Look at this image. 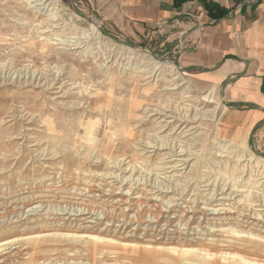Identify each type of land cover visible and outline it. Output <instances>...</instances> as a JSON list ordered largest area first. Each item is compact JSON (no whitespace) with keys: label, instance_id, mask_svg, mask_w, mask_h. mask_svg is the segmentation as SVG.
Wrapping results in <instances>:
<instances>
[{"label":"rangeland","instance_id":"obj_1","mask_svg":"<svg viewBox=\"0 0 264 264\" xmlns=\"http://www.w3.org/2000/svg\"><path fill=\"white\" fill-rule=\"evenodd\" d=\"M181 41L167 49L133 41L103 22L92 0H0V264L204 263L155 250L186 247L177 240L148 256L142 231L118 245L98 214L88 219L98 227L76 228L83 212L48 197L55 190L69 199L96 180L122 192L151 190L164 210L264 215V152L253 138L221 132L220 90L174 67L187 49ZM161 226L195 234L197 245L208 244L203 251L243 259L222 264H264V234L234 219ZM92 235L115 244L94 247Z\"/></svg>","mask_w":264,"mask_h":264},{"label":"crops","instance_id":"obj_2","mask_svg":"<svg viewBox=\"0 0 264 264\" xmlns=\"http://www.w3.org/2000/svg\"><path fill=\"white\" fill-rule=\"evenodd\" d=\"M92 1L103 22L133 41L167 49L183 39L178 73L219 89L221 132L253 138L264 152V0Z\"/></svg>","mask_w":264,"mask_h":264},{"label":"bare ground","instance_id":"obj_3","mask_svg":"<svg viewBox=\"0 0 264 264\" xmlns=\"http://www.w3.org/2000/svg\"><path fill=\"white\" fill-rule=\"evenodd\" d=\"M30 1L32 0H27V2ZM50 10H51L50 12H52L53 17H55V12H53L54 9H50ZM241 147H244L243 143H241ZM247 156L249 157V159L253 158V156H250V154H248ZM96 181L93 182L90 186L87 187L85 186L83 188L81 187L80 190L77 188L78 190L77 194L70 197L69 199L65 200L64 197H60V195H57L58 191L55 192V190H53L52 194L48 197L60 198V202H62L63 204L65 205L71 204L73 208L76 207V209L80 210L81 213L83 212L82 215L85 216V218L82 217L73 222L77 224L78 227L76 228H87L86 226L83 227L84 225L87 224H93L89 228L94 229L98 227L99 224L94 225L95 222L93 223L91 220L88 219H91L94 215L97 214L100 215L103 218V221H105L103 224L104 228L102 230H104L107 233L112 232L115 234V236H118V237H114L118 245L120 243H123V241L126 240L130 241L131 240L130 238H134V235L137 231H142V233L144 232L143 235L145 236L146 239H144L143 241V238L142 239L139 238V240H141L142 242H146L147 246L143 248L142 252L147 253L148 256L154 255L152 250H154V248H157L156 246L162 244L163 240L165 241L171 240L172 242L174 240H177L178 242L183 241V243L186 244V247L185 245L183 246L180 245V247L175 246L173 248L155 249V250H162L166 252V254L168 253L172 257L177 256L180 259H182L183 256H198L201 259H204L203 264H222L227 260V258H224L225 256L236 255V254H232V252H227V250L218 251L216 249V251H212V248L211 251L210 249L208 252L203 251L206 249L204 247H207L208 244L201 242L202 240H198L199 243L197 245V242L194 241L195 234L190 236L191 239L188 238L187 235L188 233L185 236H183L185 233L178 234L177 231H173L171 234H169L167 232H163L161 228L162 227L161 224H163L164 227H177V226H181L182 224L186 228L193 229L194 224L198 227L202 223L204 225L214 224L215 220L219 221L221 224V222L231 221L234 219L235 223H238L239 225H243L245 226V228H249L248 230H250V232L251 230L254 232L257 231L258 234H256L255 237L257 236L258 238H261L259 237L260 233L264 234V218H263L264 215H261L259 213L253 212L251 214L248 213L245 215V213L242 214L240 212V214H236V212L230 213V210H225V209L207 210L203 208H196V207L193 208L191 207V205L188 208L179 207L180 210H175L174 208L171 207L169 208L168 205L171 202L166 203L168 207H166V210H164L163 201H161L156 195L152 194L151 190L146 191L141 189L138 190V192H135L130 187H128L126 188L125 192H122L119 189V187L116 189L111 188L109 186L110 184L108 185L105 182L98 183L100 180H96ZM86 194H88L89 196ZM30 198L31 201L37 204H41L43 201L42 195H33ZM169 212H172L173 216L168 217ZM228 214H234V217L232 216L233 218L231 219V217ZM114 223H116L115 226H113ZM142 225L145 226L140 228V226ZM112 226L115 227L114 231L109 229V227ZM144 227L147 228L145 229ZM249 234L252 235V233ZM92 237L93 238L89 239L87 242L89 245L91 244L94 247L98 244H104V243L111 245L115 244V242L112 241H105L104 239H102L103 237L101 238L99 236H94V235H92ZM190 244L191 245L195 244V246L197 245L199 248H195L193 246L191 247ZM123 246L124 247L127 246L129 248L132 247L131 249L136 248L134 247L135 245L133 244L132 245L124 244ZM201 253H203V255ZM217 253H220L219 254L220 258L218 261H215L213 257L216 256L215 254ZM236 256L239 259L238 261L243 260L242 257H240L241 255L240 256L236 255ZM155 264H161V263H155Z\"/></svg>","mask_w":264,"mask_h":264}]
</instances>
